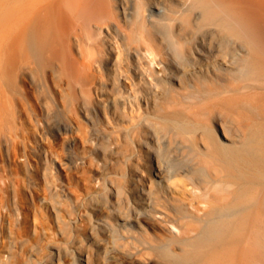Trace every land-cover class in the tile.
<instances>
[{
  "label": "bare ground",
  "instance_id": "bare-ground-1",
  "mask_svg": "<svg viewBox=\"0 0 264 264\" xmlns=\"http://www.w3.org/2000/svg\"><path fill=\"white\" fill-rule=\"evenodd\" d=\"M0 206V264H264V0H0Z\"/></svg>",
  "mask_w": 264,
  "mask_h": 264
},
{
  "label": "rangeland",
  "instance_id": "rangeland-1",
  "mask_svg": "<svg viewBox=\"0 0 264 264\" xmlns=\"http://www.w3.org/2000/svg\"><path fill=\"white\" fill-rule=\"evenodd\" d=\"M17 161H19V159L16 160V162ZM12 163L15 164L14 160ZM20 177L22 178V176ZM39 180L40 181H38V186L35 189L36 196L34 199V203H32L31 205H27L26 203L22 204L23 206L21 207V211L17 215L18 219L13 227L15 228V232H18L19 230H26L28 233H30L33 228L37 229V231L45 229L48 232L50 242H48L46 238H43L41 236L31 237V242L35 243L38 246V250L33 257L40 260L44 259L45 255L48 254V244L56 243L59 241L60 237L58 235L57 223L62 225V221L57 222L55 220L54 211H52V207L50 204L51 194L44 182L41 179ZM74 180H80V178L76 176L64 175L61 178H54V183L58 186L64 184L66 186L65 190L71 194L72 198L80 197L82 195V192L79 193L76 191V188L73 184ZM21 186H24L23 181L21 182ZM22 200H24V198ZM71 207L72 202L70 200H66L61 203L59 209L61 211L62 220L67 219V211L71 209ZM11 220L12 217L10 216L9 211L6 208L0 206V255L4 253L7 234L6 228ZM27 260L28 257L26 255L18 254L13 258V264H25ZM49 263L52 264L51 261H49Z\"/></svg>",
  "mask_w": 264,
  "mask_h": 264
}]
</instances>
